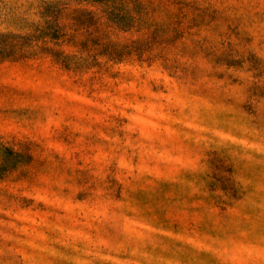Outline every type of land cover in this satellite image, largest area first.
<instances>
[{"label":"rangeland","instance_id":"rangeland-1","mask_svg":"<svg viewBox=\"0 0 264 264\" xmlns=\"http://www.w3.org/2000/svg\"><path fill=\"white\" fill-rule=\"evenodd\" d=\"M221 3L0 0V264H264V84L182 90L169 62L264 30L259 3ZM54 35L69 59L30 42Z\"/></svg>","mask_w":264,"mask_h":264},{"label":"clouds","instance_id":"clouds-1","mask_svg":"<svg viewBox=\"0 0 264 264\" xmlns=\"http://www.w3.org/2000/svg\"><path fill=\"white\" fill-rule=\"evenodd\" d=\"M255 3H259L261 10H264V0H222L219 7L223 9L238 8L241 7V5L251 6ZM262 29H264V26H262ZM201 35L207 36L208 42L198 50V54L193 59H189L188 55L181 56L177 52L169 54V62L174 58L180 65L189 69V71L184 74V77L185 80L190 81V83L187 85L182 84V90L185 86L193 91L211 88L217 83L215 76L225 70L238 78L239 87L236 89L237 93L242 92L256 81L264 84V30H261L259 35L252 32L251 29H248L247 32L242 31L239 37L231 40L230 49L227 48V45L221 47L220 39L213 34L203 32ZM258 43L260 45L259 48H257ZM257 52L259 53L258 59L260 60V66L257 70L248 72L246 67L247 56L249 54L255 55ZM224 55L240 59L243 62V70L241 72H234L232 68H227V66L224 68L219 67L217 65V60ZM177 75L179 76L181 73L177 72ZM188 103L191 104V100H189ZM262 143H264V131H262ZM186 148L198 160H206L204 157L206 145L204 148H201L199 142H195L190 146H186ZM256 151L259 152L261 161H264V146L257 148ZM251 162L249 157L227 160L228 164L238 168L248 167Z\"/></svg>","mask_w":264,"mask_h":264},{"label":"trees","instance_id":"trees-1","mask_svg":"<svg viewBox=\"0 0 264 264\" xmlns=\"http://www.w3.org/2000/svg\"><path fill=\"white\" fill-rule=\"evenodd\" d=\"M43 4H44L43 5V11L46 12L48 7L50 6V4H46V3H43ZM55 5H57V3H55ZM56 12H58V10H56ZM46 24H49V21H47ZM54 30L59 32V27L57 25H55ZM44 31H45V29H43L42 31L39 30L38 34L43 36V35H45ZM10 37H11V35H10ZM12 37H19V36H12ZM38 38H40V37L39 36H31L30 42H32V44H34L33 47H35V48L39 47V48H42V49L44 48V50L50 51L54 56H56L57 58H60V59H69V56L68 55H64L62 51L51 49V47H47V45L49 43H52L51 44L52 47H60L62 45V43L64 42V38L62 36L61 37H57V36L54 35V36L50 37L51 40H53V42L44 41L43 39L40 40Z\"/></svg>","mask_w":264,"mask_h":264}]
</instances>
